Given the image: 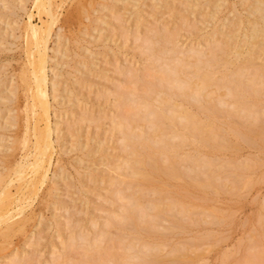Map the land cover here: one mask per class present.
Listing matches in <instances>:
<instances>
[{
  "label": "rangeland",
  "instance_id": "1",
  "mask_svg": "<svg viewBox=\"0 0 264 264\" xmlns=\"http://www.w3.org/2000/svg\"><path fill=\"white\" fill-rule=\"evenodd\" d=\"M10 1L11 0H8V3H5V1L0 0V17L2 16L0 18V34H1L0 35V80H1L0 81V98L2 100H6L5 98H7L6 97L7 92L12 89L11 87L15 88V85L18 86L16 88H19V89H16V90H18L17 92H15V90H14L15 95L13 94V97H14L13 99L16 101H13V103H12V101H10L13 99L9 100L11 103L8 100H6L7 103H5L6 101L1 102L2 100L0 99V102H1L0 107L2 106L1 109L5 108V109H2V112L0 111V122H1L0 127H2V129L0 128V146H3V147H1V151H0V154H1L0 155V168L1 169L3 168L2 171L5 173H7V170L9 169L8 173L11 171L10 174H13V172H12L13 167L15 169L14 165L18 161H20V159L24 158L25 152L27 151V149L30 148L29 146L31 145L32 141L35 139V134L32 132V128L30 127V125L27 126V124H29V122L32 119V118L29 119L30 121L28 122L27 121L28 118H26L27 116H25L26 112L30 114V112L27 111V110H30L29 107H27V105L29 106V104H30V98H29V94H28V91L26 89V86L23 83V82H25V80L23 82H22L23 79L21 80V78H23V75H24L22 73H25L27 71L25 73V74H27V73H29L27 68L30 69V67H29L30 64L28 63V49L26 48L28 45H27V40L25 37V34H27V32H26V29H24L26 26V23H24V22H26L29 19V15L27 16L26 14H30V12L32 14V21L34 24L37 25V27H40L43 24L42 22L46 19H47L46 22L52 21V19H51L52 17L49 15L46 16V14L44 12L38 13V10L33 3L34 0H25V2H24L25 5L22 9H20L21 6H19V5L15 6V5H17L18 0H16L17 3L15 0H12L13 3H12V1L11 2ZM54 1H56L55 10H56L57 16L55 17L56 19L55 18L53 19L54 25H52V28H51L52 33H51V36H50L49 42H48L49 43L48 44V46H49L48 47V54L51 56V58H53V57L54 58H53V60L50 59L49 63H48V66L50 68V70H48V77H49L50 81H51V79L54 80V78H52L53 77L52 74L57 73L58 75L57 74L56 75L59 76L58 77L59 79H57V76H54V77H56L55 78L56 83H58V85H60L59 87L55 86L56 87L55 90H58V92H56V95L58 97H56V100L51 99L52 104H54L51 106V121H52L53 127L56 126V127H54L55 130L53 129V138L56 140V142L54 141L55 142V144H54L55 152H53L54 155L52 157V162L49 165V168L47 171L48 175L44 179L45 181L43 183L38 181L37 186H35L36 195L34 194L35 192L32 191V189H34V186H32V187L29 186L27 188L23 187L25 190L22 188L18 192L14 188H11L12 192H14V191L16 192V193H14L15 195L20 194V192L24 193V195L26 193V195L23 198L24 201L22 200L23 205L25 207H23L22 202H20L21 203L20 205H22V207H23V213L21 212L22 210H20V208L17 207L18 209L17 208L13 209V212H14V210L16 212V213L14 212L15 214L14 213L13 214L16 215L17 213L21 212V216H19L20 214H17L16 217H19L18 219H24V220H28V218H29V220L26 223L24 229L20 228L21 232L17 231V229H16V232H18V233H16L13 230V232L15 234L14 233L11 234L12 230H10L8 232H4L3 234H2V232L0 233V242L4 241V240H6L8 242V244L5 242H1L2 244L5 243L4 245L5 246L7 245V248L2 245L6 249L1 251L3 248L0 245V247H1L0 248L1 249L0 250V264H14V263H12V259H14V257H17L18 261H22L21 264H141V263L143 264L144 258L145 259H153L152 263L153 262L155 263L157 260H159V262L157 261L155 264H160V263L161 264H164V263L165 264L166 263L167 264L168 263L169 264H172V263L173 264H257V263L258 264H264V261H263L264 260V256H263L264 255V208H263V205H264V148H263L264 147V145H263L264 144L263 143L264 134H262V136H263L262 137L259 134L253 135V134H257V133H252V135L254 137L256 136V138L254 140L258 139L257 136H260L259 139L262 138L261 143H263V144H261L259 142V140H256V142L253 140L254 144H256V143L258 144V142H259L260 145H263L261 147L259 144L255 145V146H258L257 148L255 146L252 147L254 144H252L251 140H248V139H245V141L248 140L249 143H248V141H247V143L252 145V146L248 145L246 142H244V143L241 142V140H240L241 136H240V137H238V139L239 138L240 139L239 140L237 139L236 141H238V143L241 142V144L237 143L238 148H239V146H241L240 147L241 149L237 148L238 150L237 151L235 150L236 152H233V150L235 148H232V149L229 148L232 151L229 149L228 150L222 149L223 150L222 151V150L217 148V153L213 154L214 155L213 161L217 160L215 157V155H217V154L218 155L220 154L221 155V156L219 155L220 157L225 156V157L230 158V159H233V158L237 159L238 158L240 160V161L238 160V162H241V160H243V162L244 161H250L249 164L244 162L246 165L245 167H247V168H245L244 165H242L246 169L245 172L243 171L242 166L238 165L237 160L234 161L237 163V166H235V167L238 170H237V172H235L236 174L235 173H233V174H235L236 177H238V178H239V175L241 176V174H242L243 178L245 176L244 180H246V182H245L246 184L245 183L241 184L243 182V179H241V177L239 178V179H241V180H239V185L235 184V183H238L235 175L231 174L232 173L231 171L230 172L228 171L227 173H225L224 171H222V169L217 168L216 163L215 164L211 163V165L209 164V166H212V167L204 165V167L206 166L205 168L207 170L210 169L209 170L210 172H211V170H213L217 173V175L224 172V174L219 175L221 177V179L218 180L219 181L218 183L216 182L217 179H216V181H214V177H217V176L212 177V180H213L212 185H211L212 190L210 189L211 186L207 187V186L203 185V186H205V189H203V186L199 187V184H197L198 186H195V184H193V183L191 184L190 183L191 180H189L190 176L188 177V180L190 182H188V183L186 182V183L188 184V186L192 185L191 188L186 186L187 184H184L185 179H184V181H179V179H180L179 177L177 179L180 182V184L183 183V186L185 185L186 188H189V191L192 190V192L194 194L192 192H191V194H193V195L198 194L199 196L200 195L202 196L203 199L201 200V198H200L201 196L199 197V196L195 195L196 199H197V197H198V199L200 198V200H201V202H200L198 199L197 200L194 199L195 196H193V198L191 197L192 195L189 194L190 192L187 191L188 189L186 191H184L185 189L183 190V186H182V188L180 187V189L183 190V193L186 194V197H187V193L189 195V197H187V198L185 197L186 200L188 199V201L189 200L191 201V199H194V200L200 202V203H197V206H195L196 201L193 200L194 204L192 203L193 201L192 202L189 201L190 204L188 203L187 205L188 206L190 205L188 207L189 209H190V207H192V209L190 211L186 207V204H184L185 202L187 203V201H185L183 197L177 198V199H180V201L183 198V200L185 201L183 204L178 202L179 204L182 205L181 208H183V209L181 211H183L182 213H184V215L180 214L181 218L179 220L178 218L180 217V215H179V217H176L175 212H174L173 214L175 215V218H177V220H179L178 222H177V220H175V218H172L173 220H175V221L171 220L172 223H170L171 222L170 220H168L169 222L162 220L163 223L160 222V223H162V225L160 227L157 226L159 228H156V229H153L152 227H151L152 229H150L149 226L152 225L153 223H154L153 225H155V220L158 219L155 217L159 216V218H160V215H162V214L159 212L161 210H158L156 208L157 211H154L155 208L153 209L152 207L151 208L147 207L148 209H151L148 211L151 215L148 212L145 214L143 213L142 214L143 215L142 220H144L146 218V214L147 215L149 214L150 216H152L153 212H154V215L156 213L157 214L159 213L160 215H156L155 217L153 215L152 217H154L155 220L153 223L150 222V225H149V223L148 224L146 223L147 219L144 220L145 223L143 222V224H145L147 226V228L145 227L146 229L144 228V226H141L142 225L141 224L142 222L140 220L141 217L134 216L135 218L138 217V219L140 220L139 223L141 222L140 223L141 229L139 228L140 230L139 229L137 230V227H135V226L138 225V222H137V224H135V226H132L133 228H135V229H133L130 226L131 223L129 221L132 219H130L129 217H126V216L131 215L133 217L134 214H138L135 212H137L139 210H140L139 212H141L142 207L139 210L136 209V210H133L134 212H131L133 207L130 208V210H131L130 211V210H128L129 208L127 205L129 204V202L131 204L132 200H134V199L137 200L139 197H141V194H140L141 191L139 192V190H138L139 187H137V186L134 187V185H138L140 183L142 184L143 178L141 181H139L140 183H138V184L134 183V184H132L133 186H131L127 182V185H126V183H125L126 178H124L125 176L123 175L125 173L123 171L126 172L127 169L125 167L126 164H124L125 163L124 160L126 159L125 157L131 156V154L130 155L127 154V150H129L130 148L128 146H125L126 142H125V140L123 141V138L121 135L122 131L120 129H118L119 130L118 131L114 125V122L111 120L113 118V116L115 117V116L121 114V112H122V114H129V115L132 114L131 116H133V115L136 116L137 113H136V115L134 114L135 109H133L134 106H132V104L134 102L132 103V101H131V103H132L131 104L129 102L130 100L128 98V103L130 105L128 103H127L128 104L127 105L126 104L127 100L125 99L126 102H125V100H123V98H127L125 96L128 95L129 93L124 92L126 95L123 93L121 96L123 98H121L118 95V93L123 92L122 90L128 91L127 89H129V88L130 89L132 88L131 90H132V92H134L133 94L137 95L138 93H143L142 91L145 90L146 85H149L151 82V81L148 82L149 79H153L152 75L156 74L157 70L159 71L158 67L160 65H163V63L167 64L166 62H171V60H172V59L171 60L169 59L170 61H167L164 58H162V60L160 59L161 63L158 62V64H157V60L150 58V57L154 56V55H152V56L150 55L151 50L149 49L150 50L149 51L148 49H145V47H147L149 44V43H147V39H149V38L151 39V37L156 39V37H153L155 35L154 33H156L157 31H160L161 29L163 30L162 32H165V33L161 32L162 35L164 34V36H161V37H165L166 34H168L169 32H170V34H174V29H175V31L177 30L175 32L177 34V36L174 35V37L176 38L177 41L174 40L173 43L177 44V46L179 47L178 49L181 48V50L188 51L191 46H194L196 49H199V50L201 49V51L206 52V54H208L207 52L212 48V45L215 44L213 42L214 39H217V42H218V40L223 41L222 39L224 37H227L231 33V31L228 32L226 30L228 28H229L228 30L231 29L230 25L232 23L230 21H233V23L235 21H237L235 24L240 26L238 31H241L242 27H244V26L245 27L249 26L250 23L248 24V22H249L248 19L251 20L253 18V17H251L252 14L249 15V13H245V12H248L247 10L244 12V10L246 8L243 10L244 5L247 4L248 2L247 3L243 2V0H227V5L229 7L227 9L229 10L230 7H231V9L229 11L224 10L223 12H221V10L224 8L222 6L220 7L219 5L224 4L225 3L224 1H226V0H223V1L220 0L221 2H224V3H220L219 0H218L219 3L216 0H192L193 3H191L192 2L191 0H168V1L164 0V1H167L166 3L163 0H136L137 2L135 0H113V1L110 0V2L108 0H89V2H91V3L88 5H87V3H89V2H87L88 0H81L83 5L79 4V3H81L80 0L79 1L78 0H54ZM117 1H119V2H117ZM185 1H188V2L185 3ZM209 1H210V6H208ZM215 1H216V5H218L220 7L219 8L217 6L219 9L217 7L215 8V6H216L214 4ZM239 1H240V3H239ZM244 1H246V0H244ZM9 2L12 5H10ZM196 2H198V3H196ZM203 2H205V3L203 4ZM241 2H243L244 5ZM181 3L184 6L181 5ZM189 3H190V5L188 6L187 4H189ZM98 4H100L99 5L100 7L98 6ZM198 4H200V5H198ZM212 4H213V6H212ZM241 4L243 5V7L241 6ZM192 5L193 6L195 5V6L193 7ZM225 5L226 4H224L223 6L226 8L227 5L226 6ZM232 5L234 6L233 8L237 7L236 11L240 12L239 15H241V16L236 17L235 14H232V13H236V12H232ZM12 6L14 8H12ZM84 6L87 8L86 9L87 11L85 10ZM102 6H103V8H102ZM105 6H107V8ZM179 6H180V8H179ZM187 6H188V8L191 6L190 9H187V8L185 9V7H187ZM15 7H17V8H15ZM81 7H83V9H84V14H83V11L81 12V10H80ZM93 9L94 10L96 9L98 12L94 11ZM184 9H185V12L183 11ZM213 9H215V10L218 9V10L215 11ZM25 10H26V12H25ZM89 10H91V11H89ZM93 11H94V13H93ZM100 11H102V12H100ZM214 11H215V13L211 14ZM218 11H219V13H218ZM87 12H89L90 16L92 15L91 19L90 18L88 19V17H90V16H88L89 14ZM228 12L232 18H235V17L236 18L234 20H231V19H229L230 16L227 15L228 19L230 20L229 21L227 18H225L226 17L225 15L228 14ZM81 13H82V17H81ZM85 13H87V17L85 15ZM203 13H205V14H203ZM216 13L218 15H216ZM208 14H210L211 16L210 15L208 16ZM236 14L238 16V13H236ZM179 15H180V17H179ZM234 15H235V17H234ZM139 16L141 17V19ZM201 17H203V18H201ZM213 17H216V18L212 19ZM94 18L98 21V23H96L97 21ZM136 18H138V19H136ZM238 18L240 19L242 25H241V23L239 24ZM243 19H244V21H243ZM93 20H95V22ZM211 20H213L214 22ZM216 20H218V24L215 23ZM14 22L17 23L19 25V27ZM214 23L216 25H218V27ZM225 24H226V26H225ZM16 25H17V27H16ZM23 25H24V27H23ZM236 25H234L235 28H236ZM212 26H214L215 28H218L220 30V32L218 34L214 35L213 32H210V31L216 30V29L214 30V28ZM222 26H224V27L221 29ZM58 28H60V29H58ZM167 29H168V33H166ZM172 30H173V33H172ZM10 31H12V32H10ZM57 31L59 32L58 34H60L59 37L57 36L59 39L56 37V35H58L56 33ZM238 31L235 32V30H234V35L232 36L233 40L230 39L232 42L235 41V39H236L235 35L236 34L238 36L236 41L241 40V35L238 33ZM217 32H218V30H216L215 33H217ZM225 32H227V33H225ZM5 33H6V35H5L6 37L3 35ZM100 33H101V35H100ZM220 33H222V34H220ZM219 34H220V36H219ZM2 35L4 38L2 37ZM9 35H10V37H9ZM14 35H16V37H14ZM222 35H223V38H222ZM90 36H92V37L90 38ZM137 36H139V37L137 38ZM161 37L159 35V37H158L159 41L161 42V40H162V42H164L163 38H161ZM174 37H173V39H175ZM56 38L58 40H56ZM145 38H147V39H145ZM165 40H166V37H165ZM224 40H227V38ZM230 40L228 39V41H230ZM166 41L164 43H161L163 48H164V45H166V43L168 42V41L167 42ZM172 41H170V42H172ZM214 41H216V40H214ZM90 42H92V43H90ZM160 42H159V44H157V46L160 45ZM155 43L156 42H154L153 44H155ZM169 44L166 46L171 47V43H169ZM157 46L155 44L154 47L157 48ZM177 46L172 47V49L177 48ZM159 47H161V45ZM159 47H158V49L161 50V48H159ZM109 48H110V50H109ZM111 49H113L114 51ZM168 49L169 48H167V50ZM111 51H113V52H111ZM158 51H157V53H159ZM165 51H166V49H165ZM165 51H164V53H166ZM162 52L160 51V53H162ZM167 53H168V51H167ZM60 54H61V57H60ZM62 55H65L66 57H63ZM160 55H162V54H160ZM227 56L226 57L231 60V57H233V54L229 52V55H227ZM223 57H225V55H223ZM55 58H56V60H55ZM66 58H68V59H66ZM57 60L58 61L60 60V61L58 62ZM62 60H63V63L61 62ZM259 60H261V59L259 58ZM259 60L256 59L255 60L256 63H255V61L252 63H254L257 66V63L259 62ZM154 61H155V63L152 65V62H154ZM220 61H221V59H220ZM236 62L239 63L238 60H236ZM236 62L233 60V63L230 65L228 62H227L228 64L224 63V65H228V67L230 66L229 67V69L231 68L230 71L228 69H227V71H229V72L232 71V75L234 73L239 74L238 69H239V64L241 62L238 65ZM235 63H236V65H234ZM25 64H27V65H25ZM59 64H60V66H59ZM218 64H219V61H218ZM84 65H86V66L84 67ZM214 65H216L215 62H214ZM249 65L250 64H247L246 66L248 67ZM255 65H253V66L250 65V66L253 69L254 68L256 69L258 66L256 67ZM25 66L26 67L28 66V67L26 68ZM216 66L218 68L220 67V69H223V72H227L224 70L225 66L223 67L221 65L223 68H221L220 64L216 65ZM250 66H249L248 70L251 69ZM155 67H157L158 69L156 70ZM236 67L238 69H236ZM54 68H56V69H54ZM210 68L213 69L215 67L212 68V66H211ZM218 68H217V70H218ZM208 69H209V66H204L203 69L200 71L208 70ZM211 69H209V70H211ZM215 69L213 70L212 73L215 72ZM235 69L238 71H233ZM246 69H244V70H246ZM253 69H251L252 72H253ZM23 70H25V71L23 72ZM52 70H53V72H52ZM83 70H85V71H83ZM244 70H243V72H244ZM259 70H260V68H259ZM259 70L257 69L255 71L257 73L254 72V75H256V76L259 75L258 74ZM187 71H188V69H187ZM261 71L262 70H260V73H261ZM131 72L134 74L136 72L143 73L144 76L148 79V81L146 79H144L145 78L144 76H143L144 80H141L140 78L138 80V78L135 77L134 75H132ZM220 72L221 71L217 72V74H219V76H221L220 74L222 73V72L221 73ZM67 73H70V74H67ZM159 73H160V71H159ZM244 73H246V72H244ZM62 74H63V76H62ZM143 74H141V75H143ZM182 74H184V73H182ZM217 74H216V76H217ZM213 75L215 76V74H213ZM158 76L159 75L156 74V76H154V77H158ZM234 76H236V74ZM237 76H239V75H237ZM261 76H262L261 77V79H262L264 75H261ZM67 77H69V78L67 79ZM158 78H155V80H157L159 83ZM216 79H217V77L214 78L215 81H217ZM257 79L258 78H256V80ZM137 80L139 82L135 83V81H137ZM145 80L147 81V84L145 83ZM262 80H264V79H262ZM262 80H261V83H262ZM74 81H76V82H74ZM157 81H156V83H157ZM215 81L213 82V80H211L210 85L214 84V86L213 85H211L210 87L208 86L210 89L207 88L208 89L207 91H209L207 93H211L210 91H213L211 88L214 87L213 89H215ZM258 81L260 82L259 79L257 80V83H258ZM220 82L222 84V81H220ZM225 82L228 83L227 81H224V83ZM162 83L164 84V82H162ZM216 83H218V82H216ZM232 83H234V81ZM50 84L51 83L49 82V85ZM165 84H166V82H165ZM165 84H164V87L167 86V84L166 85ZM228 84L230 86L234 85V84L231 85V83H228ZM263 84L264 83H262V85ZM49 85H48V87H49L48 91H49V94L51 95L52 94L51 93L52 92L51 91L52 85H50V86ZM218 85L220 86V83H218ZM156 86L158 87V85H156ZM224 86H222V88H224ZM142 87H143V89H142ZM159 87L161 88L160 85H159ZM139 88H141L142 90ZM160 88H159V92L161 91ZM225 88H226V86H225ZM261 88L258 90L259 93H260ZM136 89H138V91H135ZM219 89L220 88H217V90H219ZM221 89L218 91L220 93V95L225 94L224 90L225 91H227V90L222 89V91H221ZM118 91H120V92H118ZM68 92H69V94H68ZM70 92H72V93H70ZM114 92L115 93L117 92V93L114 94ZM159 92H157L156 95H158ZM161 92H162V94L164 93V95L167 94L166 92H163V90ZM215 92H216V89L214 90V93ZM150 93H152V92H150ZM155 93L156 92L154 91V94L152 93V97L150 96L149 99H151V102L153 104L155 103L157 105L156 102H153L154 99H155V101H157L156 98L158 97L157 96L154 98ZM70 94H72V95H70ZM160 94H159V97H160ZM216 94H217V92H216ZM246 94L248 95V93H246ZM177 95H179V94H177ZM211 95H213V94H211ZM211 95L209 96V98L214 97L216 99L219 94L218 95L214 94L213 96H211ZM226 95H229V94H226ZM116 96H119L121 98V100L119 99V97H116ZM128 96H132V95H128ZM221 96H219V97H221ZM255 96H256V94H255ZM259 96H260V98H262V102H263L264 101L263 100V97H264L263 93H262V95L257 94L256 99L257 98L260 99ZM2 97H4V99ZM61 97H63L64 100ZM180 97H182V96L180 95L179 98ZM223 97L225 98L226 96H222V98ZM227 97H228L227 100L229 101V102L228 101L227 102L231 104L233 102V99L232 98L230 99L229 96H227ZM230 97H231V95H230ZM68 98H69V100H67ZM152 98H153V101H152ZM173 98H174V95L172 96L171 99H173ZM214 98L208 99V96H207V98H205L203 100H204V102H206V100L208 99V100H210V102H212V101H214ZM175 99L176 100H173V102L180 101V102H182V104L186 105L188 107V109L193 110V111L195 110L194 111L195 113H196V110L197 109L199 110V108H200V107L197 108V106H196L197 104H195V102H193L192 100H190V101H192L194 103L193 105L196 107H194V106L191 107L192 102H189L187 99H184V100H187L189 102V104L187 101H186L187 102L186 103L184 100H183L184 101L183 102L181 99H179V100H178V98H175ZM120 101L122 102V104H124V102H125L126 105L124 104L122 106V104H121V106L117 107L118 102L120 104ZM258 101H261V99ZM27 102H28V104H27ZM57 102H58L59 106H58ZM216 102L217 101L215 100L214 104ZM207 103L208 102H206V104ZM55 104L57 105V107H56L57 110H56V108H52V107L56 106ZM226 104H220V105L223 106ZM221 106H219V107L217 106L218 107L217 111H219V109L222 108ZM227 106H228V104H227ZM26 107H27V109H26ZM230 107L232 108L233 106H230ZM115 108H117V110ZM135 108L137 109V106ZM191 108H193V109H191ZM223 108H225V106H223ZM226 108H228V107H226ZM14 109H15V111H13ZM24 109H26V111ZM9 110L10 111L12 110L13 112H9ZM140 110L141 109H139V111ZM142 110H141V112H143ZM198 110H197L198 114H196V116L197 117L200 116L199 119H201V118H203L204 114H206V112L203 111L205 113L203 114V112H202V114H200L199 112L201 110L200 111H198ZM117 111H118V113H117ZM217 111L215 109L213 112H217ZM52 112H54V113H52ZM138 113H140V112H138ZM222 113H223V111L221 110V112H219V114H222ZM219 114L213 113L212 116L218 115V116H220V119H221V115H219ZM232 114H234L238 118L241 117L240 113H239L240 117L238 116V113H237V115H236V113H232ZM13 115L14 116L18 115V116L14 117ZM10 116H11V120L13 119L16 122L12 123V121L10 120ZM216 116H214V117H216ZM222 116L225 118L226 113L225 114L223 113ZM232 116L230 115V117L228 119L230 120V118ZM235 116H233L232 118H235ZM251 116L253 119V115H251ZM251 116H249L250 119H251ZM262 116L264 117V115H262ZM208 118H206V116H204L203 119H205V120H203V119L202 120L203 121H208V120L213 121L214 126H215V124L216 125L218 123L220 124L221 120H222V122L224 120V118L221 120H219V118H218L217 123H215L216 120L214 118L213 119L212 118L208 119ZM243 118L244 117H242V120H243ZM91 119H93V120H91ZM139 119L137 118V120L135 122H138ZM140 120H141L140 122L143 121V119H140ZM225 120H227V119H225ZM233 120L235 122L236 118ZM3 122L4 123L6 122V124L3 125ZM229 122L231 123L232 120ZM237 122H238V124H237ZM7 123H8V125H7ZM146 123L147 122L144 121V123L142 124L143 127L142 126L139 127L136 123L135 124H136V126H138V128H140V129L145 128V130H146V127L148 128ZM230 123H228V124H230ZM239 124H240L239 120H237L235 122V124H233V127L235 128V125H237L236 127H238V126L240 127V128L238 127V130L241 129L242 131H244V129L246 127L244 129H242L243 125H241V124L239 125ZM221 125L222 124H220V126ZM262 125H264V122H262ZM227 126H228L227 124H224L225 128ZM5 127L6 128L9 127V128L5 130L4 129ZM28 127H30V128H28ZM233 127H230V128L234 129ZM134 128L137 129V127H135V125H134ZM218 128H220L219 131L220 130L223 131L225 129V128H222V126L221 127L218 126L217 129ZM227 128H229V127H227ZM28 129H30L29 133H28ZM136 129H135V131H136ZM140 129H137V131ZM148 129H150V127ZM229 130H231V129H229ZM54 131H56V133ZM245 131H246V129H245ZM118 132H120V133H118ZM212 132H216V126H215V131L212 130ZM225 132L230 133L229 135H227L228 139H229V137H231L230 136L231 134L234 135L232 130H231L232 133L229 132L228 130L224 131L222 133L225 134ZM218 133H216V135H218ZM238 133L235 135L238 136ZM239 134H241V133H239ZM25 135H27V137H24ZM235 135H234V138L232 139L233 142H236L235 141ZM217 137H215V140L217 139L220 141V139ZM13 138H14V140L17 139L18 142L16 143L13 140ZM24 138L29 139V141H28L29 144H26V145H28V146H26L27 148L25 147L26 149L24 148V145L27 142L24 143V141H25ZM58 138H59V140H58ZM77 138L79 139L80 142L78 141ZM243 138H244V136H243ZM243 138H242V141H244ZM11 139L14 141V143H12V146L15 144V150L13 149L14 146L9 147V148H12V149L8 148L9 150L6 147L7 145H9L11 143V141H10ZM173 139H175V141L177 140V138H173ZM213 139H214V137H213ZM213 139H212V141H213ZM57 140L59 142L58 143L59 145L57 144ZM187 142L190 143V146L188 143H186L185 146L188 144V148L189 149L191 148L192 151H189L187 146H186V148H184V147L182 148L181 146L180 147L182 149H187L188 153H191L193 151L195 153L196 152L199 153V152H201L200 150L203 149L204 152L202 151V153L205 156L206 155L205 152L207 154H210V155H212V153L214 151L216 152V149L213 148L214 147L213 145H212V147H210V145H207L206 146L207 149H205V148H203L204 147L203 144H201V145H203V147L201 145L199 146V144H198V146H194V145H197V144H195L197 141H195L194 144H192L190 139H189V141H187ZM213 142H215V141H213ZM230 142L232 143V141H230ZM64 144H65V146H64ZM235 145L236 144L234 143V147H235ZM22 146L24 149H22ZM69 146H75V148L74 147L69 148ZM82 146H85V148H83ZM208 146L211 148V150L213 148V150H212L213 152L210 151V148L208 149ZM216 146L220 148V147H223L224 145L221 144V146H220V145L216 144ZM4 147H6L5 150L3 149ZM138 147L139 146H137V149H139ZM230 147H232V146H230ZM68 148H69V151L67 150ZM179 148H178V150H179ZM195 148L198 150H193ZM223 148H228V147L224 146ZM61 149H65V150L61 151ZM101 150H102V152H101ZM13 151H15V152H13ZM139 151H141L143 153V151H145V150L142 151V148H141V150L139 149ZM180 151L181 150L178 151L177 155L178 156L180 155V157H181V153L183 154L184 152H182L183 151L182 150L180 153ZM220 151H221V153H219ZM125 154H127V155H125ZM184 154H186V153H184ZM2 155H3V157H2ZM210 155H208V158ZM107 156H109V157H107ZM161 157L164 159V157H165L164 154H163V156L161 155ZM210 159H211V157H210ZM59 160L61 162H59ZM2 161H4V162L2 163ZM183 161L184 160H182V162ZM219 161L221 162V159ZM223 161L226 162V164H227L226 159L222 160V162ZM55 162H57V163H55ZM120 162L122 163L121 166H120V164H121ZM216 162L218 163V161H216ZM224 162H223V164H224ZM230 162H231V160H230ZM55 164H57V165H55ZM112 165H113V167H112ZM197 165H199V164L197 163L196 166ZM213 165H215V167ZM116 166H117V168H119V167L122 168L121 169L122 172L119 170L120 168L119 169L114 168ZM217 166L220 167L219 164ZM182 167H184V166L182 165L181 168ZM186 167H187V165H186ZM207 167H209V168H207ZM226 167H229L231 170V169H233L234 166L232 167V165L228 164V166H226ZM11 168H12V170H11ZM213 168L214 169L217 168V170H214ZM206 169L201 170V171L206 172ZM219 169H220V172H219ZM115 170H117V171L119 170L122 175L119 174V171L117 172ZM217 171L219 172V174ZM28 173H30V171H28ZM54 173H55V175L58 173L57 174L58 176L62 174L60 176L62 179H60L57 175L56 176L58 177V179L55 176H54L55 177L54 178L53 177ZM228 173H230V174H228ZM156 174H158V176ZM213 174H214V172H213ZM225 174L227 177L223 176ZM25 175H26V171H25ZM27 175H29V174H27ZM206 175H209V174H206ZM210 175H212V174H210ZM152 176H153V178L154 177H157V178L156 179H149L150 181H148V182H150V184L152 183L151 180L152 181L156 180V182L157 181L160 182L159 186H158L157 185L158 183H154V181H153V183L156 184L158 188L161 187V184H163L166 181L165 184L162 185V188L158 189V191L162 192V194L165 191V190L162 191V189L165 188L164 186H166L167 183H168L167 187H169L170 185L172 186V182L174 180H176V178H177L176 177L172 180L169 179L170 182L169 181L167 182V179H168L167 177L170 178L172 176H167V174L164 176V174H162V172L161 173H157V172L154 173L153 172ZM185 176H186V174H185ZM204 176H202V173H201V177H204ZM161 177H163L162 178L163 182L160 180ZM182 178H185V177H182ZM164 179H165V181H164ZM234 179H236L235 180L236 182L234 181ZM177 180L175 182H173V184L175 183L174 185H180V184H178L179 182ZM52 181H55V182L53 183ZM213 182L217 183L216 186H215V184L213 185ZM15 183L17 184L16 179H14V181L12 182L11 187L12 186L14 187ZM146 183H147V179H146ZM146 183L145 182L143 183L144 184L143 187L148 186V185H146ZM219 183H220V185L218 186ZM174 185L172 187L175 190V189H177V187L176 186L174 187ZM128 186H131V187H128ZM151 186H152V188H151L152 190L151 189L150 190L152 191V195H153L155 193V192L153 193V187H155V185L154 186L151 185ZM151 186L149 185L148 188ZM193 186H195V187H193ZM214 186L215 187L218 186L219 190H218V188H216L217 191L214 192V190H215ZM233 186H234V189H232ZM37 187H38V190H36ZM136 187H137V189H136ZM143 187H141V188H143ZM157 187H155V190ZM198 187L202 190L199 191L198 193H196L199 190ZM173 188H171V189L173 190ZM193 188H195L197 190L195 191ZM207 188H208V190L210 189L213 192H211V191L208 192ZM52 189H54V190H52ZM144 189H147V188H143V190L141 189L142 193L144 195L148 194L145 192L146 190H144ZM171 189L167 188L166 191L170 192ZM178 189H179V187H178ZM137 190H138V192H137ZM150 190H147V192ZM204 190H206V191H204ZM50 191H51V193H50ZM179 191H181V190H179ZM29 192H30V194H29ZM31 192H33L32 197H31ZM132 192H133L134 196L136 195L137 197L136 198L133 197L134 199L131 197L132 200L129 201L131 199L130 198L131 195L129 193L132 194ZM135 192H137L138 194H135ZM168 192H166V194ZM175 192L177 193V191H174V192L172 191V193H175ZM181 192H178V195ZM172 193H171V195H172ZM183 193H181L178 197L185 195ZM56 194L59 196H57ZM143 194H142V197H143ZM166 194H164V195H166ZM28 195H30V196L28 197ZM48 195L51 198L48 197ZM150 195H151V192H150ZM154 195L156 197L150 196L151 199H153V197H155V199L157 200L156 203L158 204V206L161 207V204H162V207H161L162 210L165 209V211H166V208H168L167 207L168 205H166V202H169L168 204L172 205V207L174 205H176V203L173 205L174 201L172 200L173 197L174 198L177 197L175 195L172 197L170 194L169 195L167 194V197L168 196H171V197L170 198L168 197V199L170 201H167V197H166V199L165 198L162 199V201H165V203L162 201L161 202L159 201L160 200L159 198H161L160 196H162V198H163L164 195H161L160 193L158 194V192L155 193ZM124 196H126V197L128 196V198H129L127 200V198L125 197L126 198L125 200H127V205H126V203H125V205L127 206L128 209H126L125 205L123 204ZM148 196L149 195L144 196V198L148 197ZM157 196H158V198H157ZM25 197H27V200ZM47 198H48V200H47ZM144 198L142 199V200H144V201H142L143 204H145L146 202H147L146 204H148L149 201L152 202L151 199L148 200L149 198L148 199L147 198L144 199ZM139 200H141V199H139ZM46 201H48V202L46 203ZM154 201H153V203H154ZM150 203L148 205H150ZM153 203H151V204H153ZM201 203L203 205H201L202 207L199 209H201V211L202 210L203 211L201 212L199 210L200 211V213H199L196 210H198V208H197L198 204L200 207ZM163 204L166 205V206L164 205L165 206L164 209H163ZM142 205L140 203L139 207ZM193 205H194V207H193ZM179 206L180 205H178V208H179ZM129 207H130V205H129ZM175 207H177V206H174V209H175ZM135 208H137V206ZM145 208L143 207V210ZM178 208H176V209H178ZM195 208H197V209L195 210ZM176 209L173 211H176ZM17 210L19 212H17ZM167 210L170 213L172 212L171 209H169V208ZM122 211L126 214H124ZM165 211H163V212L161 211V212L165 213ZM168 211H166L167 213L165 215L164 214L162 215L165 218L161 216L162 219L168 218L167 217V216H169ZM186 211H189L191 216H188L187 215L188 213ZM144 212H145V210H144ZM185 212L187 213L186 214L187 217H189L188 221L193 219L194 222L192 221V222L188 223V221L186 220L187 218H185V220L182 219V218H184L183 216H186ZM141 213L138 215H141ZM192 213L193 214L195 213L194 214L195 217L194 216L192 217ZM173 214L171 216L174 217ZM121 215H125L124 216L125 218H122L125 220L124 223H122V225H121L122 228L127 223H130V224H127V226H125V227L131 228L132 232H133V230L134 231L137 230V231H140L137 234H139V233L141 234L144 230L148 231L149 229L152 232L151 231L143 232L141 234L142 239L141 238L138 239L137 237H139V236L135 235L136 232L133 236H130L134 232L132 233L130 231V229L129 230L128 229L122 230L120 224H119L120 228L118 227L117 224H113L114 228L107 226L110 219H117L118 220L119 217H122ZM215 215H216V218L218 217L217 219L214 218ZM28 216H31L32 218L28 217ZM26 217H28V218H26ZM134 217H133V219H134ZM152 217L150 219H152ZM190 217H192V219H190ZM126 218H127V220L129 218V220L127 222H126ZM170 218H168V219H170ZM138 219H136V220L134 219L133 220L134 223H136L135 221H138ZM181 219L183 220V222L187 221V223L183 224ZM194 219H196V221ZM120 220H121V218H120ZM120 220H118V221H120ZM259 220H261V221H259ZM157 221H159V220H157ZM175 222H177L178 224ZM134 223L132 225H134ZM157 224L158 223H156V225ZM172 224L175 226L177 225L178 228H177V230L175 228L176 231L174 230V228L169 226ZM110 226H112V225H110ZM164 226L165 227L168 226V227H166L167 230L169 229V227L172 228L171 231H169L170 229L168 230L169 232H167V230L162 231ZM138 227H139V225H138ZM180 227H181V229H183V228L184 229L180 230ZM142 228H144V229L142 230ZM141 230H142V232H141ZM121 231H124L125 233L124 232L121 233ZM129 231L131 232L130 235H129ZM160 231H162V233ZM165 231L167 234L163 233ZM118 232L120 233V235ZM6 235L9 237L12 235V238L11 237L8 238V237H6ZM13 235H16V236L14 237ZM118 235L121 237H119ZM258 236H260V238H259L260 240L258 238H256ZM71 239H72V242H71ZM257 239L259 241L256 242ZM86 241H88V242H86ZM145 241L150 242V244L148 243L147 246H149V247L151 246V248L153 246V250H155V251L151 252L152 254L154 252H155V254H157V248L156 247L159 245L160 242L162 244L165 243L166 246H165V244H164V246H162L163 250L161 249L162 251L158 252L160 254H157V257H159L161 254L164 257V255L167 254V252H168L167 256L169 257L170 256L169 251H170V249H172L171 250L172 252L170 251L171 253H173L171 256L174 257V259H172V260L175 261V259H176V261L171 262L172 261L170 259L171 256L169 257V259L167 261V259L162 260L160 257L156 258V256L154 257L151 253H150V255H148L147 252L152 251V249L151 248L147 249L148 247L146 245L143 246L144 245L143 242L145 243ZM147 242L145 244H147ZM156 243L158 245H156ZM186 243H187V247L188 246L192 247V245H195L191 249L190 248L187 249L188 251L190 249L189 253H187L186 248H185L186 252H184V248H182V247H184V245ZM189 243L191 244V246ZM131 245L134 247H131ZM176 245L178 247V250H177ZM180 245H182V246H180ZM136 246L138 248H136ZM175 247H176L175 251H178V253L183 254V255H179L178 253L176 254V252H174ZM139 248H140L141 253L138 251ZM136 250L138 251L137 252L138 255L134 254ZM54 251H55L56 255L54 254V256H53ZM142 251H143V253H142ZM144 251L145 252L147 251V252L144 253ZM158 251H160V250H158ZM189 254H190V257L188 259H186V257H188L187 255H189ZM191 254H192V256H191ZM133 255H135V257H133ZM177 255H179V256L177 257ZM258 255H259V258H258ZM260 255H262V256L260 257ZM55 256L58 258V259H56V262H55V260H53V258H55ZM150 256H153V258ZM141 257H142V259H141ZM184 257H185V260H182V259H184ZM24 259H25V261H23ZM154 259H155V261H154ZM186 260H191V261H186ZM147 261H149V260H147ZM147 261L145 260L144 262H146L147 264H150L151 260L149 262H147Z\"/></svg>",
  "mask_w": 264,
  "mask_h": 264
},
{
  "label": "bare ground",
  "instance_id": "2",
  "mask_svg": "<svg viewBox=\"0 0 264 264\" xmlns=\"http://www.w3.org/2000/svg\"><path fill=\"white\" fill-rule=\"evenodd\" d=\"M3 1H5V3H8V0H3ZM12 1V0H11ZM10 1V2H11ZM16 1V0H15ZM14 1V2H15ZM79 1V0H78ZM109 2H110V0H108ZM113 1V0H112ZM136 1V0H135ZM164 1V0H163ZM168 1V0H167ZM167 1H164L165 3L167 2ZM192 1V0H191ZM190 1V2H191ZM217 2H218V0H216ZM216 1H215V5H216ZM220 1V0H219ZM221 1H223V0H221ZM220 1V3H224V4H226L227 5V0L226 1H224V2H221ZM10 2H9V4H10ZM24 2H25V0H18V3H17V1H16V3H17V5H15V6H21V8L20 9H22L23 7H24ZM33 2V1H32ZM80 2H81V0H80ZM87 2H89V0L87 1ZM117 2H119V1H117ZM132 2V1H131ZM134 2V1H133ZM137 2V1H136ZM142 2V1H141ZM186 2H188V1H185V3ZM206 2V1H205ZM205 2H203V4L205 3ZM243 2H248L247 4H245L244 5V3ZM243 2H241L243 5H244V8H243V10H244V12L247 10L248 12H245V13H249V15H251L252 14V16L251 17H253L251 20L250 19H248L249 20V22H248V24H249V26L248 27H245L244 25V27H242V29H241V31H238V29H239V25H236L235 23L237 22V21H235L234 23H233V21H230L229 19H231V20H234L236 17H239V16H241V15H239V13L240 12H237L236 11V8H233L234 6L232 5V12H236V13H238V16H237V14L236 13H232V14H235L236 15V17H235V15H234V17L235 18H232L231 17V15H229V12H228V14H226L224 17L225 18H227L228 19V16L227 15H229L230 16V18L228 19L232 24L230 25L228 22V24L230 25V30H228V29H226L228 32L229 31H231V33L227 36V37H224L223 38V35H222V40L223 41H221V40H218V42H217V39H214V40H216V41H214L213 40V42L215 43V44H213L212 45V48L207 52L208 54H206V52H203V51H201V49L199 50V49H196L194 46H191L190 48H189V50L188 51H185V50H181V48L180 49H178L179 47L177 46V44L175 45L173 42H174V40H176V38L174 37V35H176L177 36V34L175 33L176 31H175V29H174V34H170V32L168 33V29H167V31H166V33H168V34H166V40L168 41H166L165 40V37H161V36H164V34L162 35L161 34V32L163 31L162 29L160 30V31H157L156 33H154L155 35L153 36V37H156V39L155 38H152L151 37V39L149 38V39H147V38H145V39H147V43H149L148 44V46L147 47H145V49H150L149 51H150V55L152 56V55H154V56H152V57H150V58H153L154 60H157V64H158V62H160V59L162 60V58H164L165 60H167V61H170L171 59V62H166L167 64H165V63H163V65H158L159 67V71H160V73H159V71L157 70L158 68L157 67H155L156 68V74H158L159 76V78L158 77H154V76H156V74H154V75H152L153 76V79H149V81H148V79L144 76V74L143 73H139V72H136L135 74L134 73H132V75H134L135 77H137L138 78V80H139V78L141 79V80H144V79H146L148 82H150V84L149 85H146V87H145V90L144 91H142L143 93H138L137 95L136 94H133L134 92H132V88L130 89L129 87V89H127L128 91H124V90H122L123 92H120V91H118V92H120V93H118V95L121 97L122 96V94L124 93V92H126V93H129L128 95H132V96H128V95H126L125 93V97H127V98H123V97H121V98H123V100H127V102H126V100H125V102H126V104L128 103V98H129V102L131 103V101H132V106H134V108L133 109H135V112H134V114L136 115V113H137V117L136 116H131L132 114H122V112H121V114H119V115H117V116H113V118L111 119L113 122H114V125H115V127L117 128V130L118 129H120L121 131H122V138H123V141L125 140V146H128L130 149L129 150H127V154H131V156H127V157H125L126 159L124 160V164H126V172L125 171H123L125 174H123L125 177L124 178H126V180H125V183H126V185H127V182H128V184L129 185H131V186H133L132 184H134V183H140L139 181H141L142 180V178H143V183L145 182L146 183V179H147V183H146V185H155V187H157V185L159 186V183L160 182H156V180L154 181V183H158L157 185L156 184H154L153 183V181L151 180V184H150V182H148V181H150L149 179H156L157 177H154L153 178V176H152V173L154 172H157V173H161L162 172V174H164V176L167 174V176H172V177H167L168 179H167V182L169 181L170 182V180L169 179H174V178H176V180L178 179V177L180 178L179 179V181H184V179H185V182H184V184H187L188 182H190L189 180H191V184L193 183V184H195V186H198L197 184H199V187H201V186H203V185H205V186H207V187H210L211 185H212V177H214V176H217V177H214V181H216V179H217V183L219 182L218 180H220L221 179V177L219 176L220 174L222 175V174H224V172L225 173H227L228 171L230 172H232L231 174H233V173H235V172H237V170L238 169H236V167L235 166H237V163H238V165H244V167L246 166L245 165V163H248L249 164V162L250 161H244L243 162V160H241V162H238V158L236 159V158H233V159H230V158H227V157H225V156H223V157H220L218 154L217 155H215V157H216V161H218V163L216 162V161H213L214 159V155L213 154H215V153H217V148L218 149H220V150H222V149H226V150H228L229 148H235L234 150H233V152H236L238 149H241L240 147L241 146H239V148H238V144H241V142H246L247 143V141L248 140H251V142H252V144H254L253 143V140L256 138V136L254 137L253 135H260V136H262V134H264V125H262V122H264V117L262 116V115H264V101L262 102V98H260V96H259V98L261 99V101H258V100H260V99H256V97H257V94H259V95H262V93H263V95H264V84L262 85V83H264L263 81L264 80H262V79H264V76H263V78L261 79V75H264L263 73H264V0H246V1H244L243 0ZM12 3H13V1H12ZM34 5L36 6V8H37V10H38V13L39 12H44L45 14H46V16H51L52 18V21H48V22H46V20H44L41 24V26L40 27H37V25L36 24H34L33 23V21H32V14H31V12H30V14H26L27 16L29 15V19L26 21V22H24V23H26V26H25V28L24 29H26V32H27V34H25V37H26V40H27V49H28V63L30 64V69L29 68H27L26 66V68H27V70L29 71V73H27V74H25V73H22V74H24L23 75V78H21V80H22V82L25 80V82H23L24 84H25V86H26V89H27V91H28V94H29V98H30V104H29V106L27 105V107H29V109L30 110H27L28 112H30V114L29 113H27L26 112V114H25V116H27L26 118H28V122L30 121L29 119H31V121L29 122V124H27V126H29L30 125V127L32 128V132L35 134V139L32 141V143H31V145L29 146L30 148L29 149H27V151L25 152V155H24V158H22V159H20V161H18L14 166H15V169H14V167H13V174H10V172L8 173V171H9V169L7 170V173H5V172H3L2 171V169L0 168V233L2 232V234L4 233V232H8V231H10V230H12V233L11 234H13L14 232H13V230L16 232V229H17V231H20L21 232V230H20V228L21 229H24L25 228V225H26V223L28 222V220H29V218L28 217H31V216H28V217H26V218H28V220H24V219H18L19 217H16V215L17 214H20L19 216H21V212L23 213V207H25L24 205H23V202H22V200L24 201V196L26 195V193H25V195H24V193H21L20 192V194H18V195H15L14 193H16L15 191L14 192H12V190H11V188H14L15 190H17V192L18 191H20V189H22L23 187H25V188H27V187H32V186H34V189H32V191L33 192H35V186H37V184H38V181H40V182H44L45 180V178H46V176L48 175V173H47V171H48V168H49V165L51 164V162H52V157H53V152H55V146H54V144H55V142H56V140L53 138V129H54V127H56V126H54L53 127V124H52V121H51V106L52 105H54V104H52V100H56V97H58L57 95H56V92H58V90H55L56 89V87L55 86H57V87H59L60 85H58V83H56V81H55V78L56 77H54V76H57L58 74L57 73H55V74H52V78H54V80H52L51 79V81L49 80V77H48V70H50V68H49V66H48V63H49V60L51 59V60H53V58H51V56L48 54V42H49V38H50V36H51V28H52V25H54V21H53V19L57 16L56 15V10H55V4H56V1H54V0H34ZM79 3V2H78ZM91 2H89V3H87V5L88 4H90ZM191 3H193V1L191 2ZM196 3H198V2H196ZM212 3V2H211ZM219 3V2H218ZM239 3H240V1H239ZM79 4H81V5H83L82 4V2L81 3H79ZM93 4V3H92ZM160 4V3H159ZM209 4V5H208ZM207 5L208 6H210V1H209V3H208ZM224 4H222V5H219L220 7L222 6L224 9H222L221 10V12H223L224 10H228L227 8H229L228 7V5H227V7L225 8L223 5ZM241 4V6L243 7V5ZM10 5H12V4H10ZM80 5V6H81ZM100 4H98V6H99ZM102 5V4H101ZM111 5V4H110ZM161 5V4H160ZM164 5V4H163ZM181 5H183L182 3H181ZM188 6L190 5V3L189 4H187ZM198 5H200V4H198ZM214 5V6H215ZM225 5V6H226ZM235 5V4H234ZM5 6V5H4ZM14 6V5H13ZM12 6V8H14ZM143 6V5H142ZM184 6V5H183ZM188 6L187 7H185V9L187 8V9H190V7L188 8ZM193 6V5H192ZM195 6V5H194ZM193 6V7H194ZM212 6H213V4H212ZM211 6V7H212ZM218 5H216L215 6V8L217 7ZM218 6V7H219ZM230 6V5H229ZM8 7V6H7ZM85 7V6H84ZM90 7V6H89ZM100 7V6H99ZM106 8H107V6H105ZM217 7V8H218ZM219 7V8H220ZM9 8V7H8ZM15 8H17V7H15ZM91 8V7H90ZM102 8H103V6H102ZM179 8H180V6H179ZM196 8V7H195ZM214 8V7H213ZM218 8V9H219ZM3 9V8H2ZM87 8L85 7V10H86ZM113 9V8H112ZM174 9V8H173ZM183 9V8H182ZM185 9L183 10L184 12H185ZM218 9H213V10H215V11H217ZM230 9H231V7H230ZM229 9V10H230ZM6 10V9H5ZM78 10V9H77ZM80 10H81V12L83 11V14H84V9H83V7H81L80 8ZM94 10V9H93ZM100 10V9H99ZM212 10V11H213ZM228 10V11H229ZM238 10V9H237ZM13 11V10H12ZM11 11V12H12ZM87 11V10H86ZM89 11H91V10H89ZM94 11H96V12H98L96 9L94 10ZM94 11H93V13H94ZM103 11V10H102ZM102 11H100V12H102ZM138 11V10H137ZM197 11V10H196ZM215 11L213 12V13H211V14H214L215 13ZM25 12H26V10H25ZM107 12V11H106ZM136 12V11H135ZM134 12V13H135ZM203 12V11H202ZM242 12V11H241ZM29 13V12H28ZM88 14H89V12H87ZM87 13H85V15H86V17H87ZM91 13V12H90ZM110 13V12H109ZM140 13V12H139ZM194 13V12H193ZM206 13V12H205ZM205 13H203V14H205ZM209 13V12H208ZM218 13H219V11H218ZM2 15V14H1ZM12 15V14H11ZM172 15V14H171ZM210 14H208V16H209ZM216 15H218L217 13H216ZM248 15V14H247ZM88 16H90V14L88 15ZM92 16V15H91ZM91 16L90 17H88V19L90 18L91 19ZM104 16V15H103ZM187 16V15H186ZM202 16V15H201ZM205 16V15H204ZM211 16V15H210ZM215 16V15H214ZM233 16V15H232ZM2 17V16H1ZM0 17V18H1ZM81 17H82V13H81ZM140 17V16H139ZM179 17H180V15H179ZM244 17V16H243ZM247 17V16H246ZM245 17V18H246ZM250 17V18H251ZM184 18V17H183ZM182 18V19H183ZM201 18H203V17H201ZM211 18V17H210ZM209 18V19H210ZM214 18H216V17H213L212 19H214ZM220 18V17H219ZM248 18V17H247ZM56 19V18H55ZM86 19V18H85ZM87 19V20H88ZM95 19V18H94ZM136 19H138V18H136ZM140 19H141V17H140ZM226 19V20H227ZM239 19V18H238ZM237 19V20H238ZM242 19V18H241ZM79 20V19H78ZM96 20V19H95ZM95 20H93L94 22H95ZM185 20V19H184ZM220 20V19H219ZM225 20V19H224ZM223 20V21H224ZM25 21V20H24ZM97 21V20H96ZM209 21V20H208ZM211 21H213V20H211ZM222 21V22H223ZM243 21H244V19H243ZM56 22V21H55ZM100 22V21H99ZM102 22V21H101ZM104 22V21H103ZM214 22V21H213ZM221 22V21H220ZM238 22H239V24L241 23V21H240V19L238 20ZM246 22V23H247ZM15 23V22H14ZM13 23V24H14ZM96 23H98V21L96 22ZM205 23V22H204ZM215 23H217L218 24V20H216V22ZM214 23V24H215ZM15 24H17V23H15ZM95 24V23H94ZM102 24V23H101ZM213 24V25H214ZM236 25V28L234 27V25ZM18 25V24H17ZM17 25H16V27H17ZM216 25V24H215ZM214 25V26H215ZM241 25H242V23H241ZM91 26V25H90ZM214 26H212L213 28H214V30L216 29V30H218V32L217 33H215L216 32V30L215 31H210V32H213L214 33V35H216V34H218L219 32H220V30L218 29V28H215ZM217 27H218V25H216ZM225 26H226V24H225ZM233 26V27H232ZM18 27H19V25H18ZM23 27H24V25H23ZM224 26H222L221 27V29L223 28ZM9 28V27H8ZM15 28V27H14ZM244 28V29H243ZM18 29V28H17ZM58 29H60V28H58ZM94 29V28H93ZM178 29V28H177ZM225 29V28H224ZM95 30V29H94ZM93 30V31H94ZM152 30V29H151ZM154 30V29H153ZM234 30H235V32L236 31H238V33L241 35V40L239 41V40H237L236 41V39H237V34L235 35L236 36V39H235V41H231L230 39H232L233 37V35H234ZM15 31V30H14ZM155 31V30H154ZM180 31V30H179ZM222 31V30H221ZM4 32V31H3ZM2 32V33H3ZM6 32V31H5ZM10 32H12V31H10ZM100 32V31H99ZM153 32V31H152ZM57 34L59 33L58 31L56 32ZM162 33H165V32H162ZM172 33H173V30H172ZM225 33H227V32H225ZM11 34V33H10ZM13 34V33H12ZM209 34V33H208ZM220 34H222V33H220ZM220 34H219V36H220ZM1 35V34H0ZM4 36L6 35V33L5 34H3ZM3 35H2V37H3ZM59 35L60 34H58V35H56V37L58 36L59 37ZM62 35V34H61ZM83 35V34H82ZM100 35H101V33H100ZM99 35V36H100ZM158 35V36H157ZM159 35H160V37L161 38H163V40H164V42L166 41L167 43H166V45H168L169 43H171V47H167L166 45H164V48L166 49V51H165V49L162 47V44L161 43H164V42H162V40H161V42L159 41ZM19 36V35H18ZM63 36V35H62ZM61 36V37H62ZM88 36V35H87ZM149 36V35H148ZM225 36V35H224ZM234 36V37H235ZM6 37V36H5ZM9 37H10V35H9ZM12 37V36H11ZM14 37H16V35H14ZM57 37V38H58ZM92 36H90V38H91ZM139 36H137V38H138ZM173 37L175 38V39H173ZM4 38V37H3ZM56 38V40H58ZM98 38V37H97ZM160 38V39H161ZM178 38V37H177ZM213 38V37H212ZM220 38V37H219ZM227 38V40H224V39H226ZM228 39L230 40V41H228ZM61 40V39H60ZM84 40V39H83ZM100 40V39H99ZM173 40V41H172ZM233 40V39H232ZM96 41V40H95ZM170 41H172V42H170ZM177 41V40H176ZM221 41V42H220ZM242 41V42H241ZM58 42V41H57ZM154 42H156L155 44H156V46H157V44H159V42H160V45H161V47H159L160 45H158L157 46V48L156 47H154L155 46V44H153ZM90 43H92V42H90ZM206 43V42H205ZM211 44V43H210ZM57 45V44H56ZM154 45V46H153ZM170 45V44H169ZM173 45V46H172ZM174 46H177V48H173L172 49V47H174ZM158 47L159 48H161V50H159L158 49ZM211 47V46H210ZM156 48V49H155ZM167 48H169L168 50H167ZM83 49V48H82ZM159 51H158V50ZM163 49V50H162ZM88 50V49H87ZM109 50H110V48H109ZM111 50H113V49H111ZM50 51V50H49ZM85 51V50H84ZM114 51V50H113ZM113 51H111V52H113ZM157 51L159 52V53H157ZM160 51L162 52V53H160ZM164 51L166 52V53H164ZM167 51H168V53H167ZM54 52V51H53ZM57 52V51H56ZM67 52V51H66ZM86 52V51H85ZM109 52V51H108ZM170 52V53H169ZM229 52L230 53H232L233 54V57H231V60L229 59V58H227L228 56L227 55H229ZM55 53V52H54ZM87 53V52H86ZM152 53V54H151ZM172 53V54H171ZM160 54H162V55H160ZM164 54V55H163ZM167 54V55H166ZM172 57H170L169 55ZM79 55V54H78ZM223 55H225V57H223ZM63 57H66L65 55H62ZM115 56V55H114ZM166 58H165V57ZM227 56V57H226ZM232 56V55H231ZM60 57H61V54H60ZM259 58L261 59V60H259ZM60 59V58H59ZM66 59H68V58H66ZM163 59V60H164ZM170 59V60H169ZM220 59H221V61H220ZM256 59H258L259 60V62L257 63V66L260 68V70H262L261 71V73H260V70H259V68L254 64V63H252V62H254ZM55 60H56V58H55ZM151 60V59H150ZM159 60V61H158ZM233 60L236 62V60H238L239 61V63L238 62H236L237 63V65L239 64V69L236 67V69H238L239 70V74H237V73H234L233 75H232V71L231 72H229L230 71V69H229V67H228V65H224V63L225 64H228L229 63V65L230 64H232L233 63ZM58 61V60H57ZM60 61V60H59ZM58 61V62H59ZM152 61V60H151ZM218 61H219V64H220V66L222 65L223 67L225 66V68H224V70L225 71H227V69L229 70V71H227V72H223V69H220V67L218 68L216 65H219L218 64ZM223 61V62H222ZM62 63H63V60L61 61ZM65 62V61H64ZM214 62H215V64L216 65H214ZM223 64H222V63ZM228 62V63H227ZM231 62V63H230ZM51 63V62H50ZM66 63V62H65ZM84 63V62H83ZM82 63V64H83ZM155 63V61L154 62H152V65ZM161 63V62H160ZM159 63V64H160ZM236 63L234 64V65H236ZM255 63H256V61H255ZM56 64V63H55ZM78 64V63H77ZM247 64H250L251 66H253V65H255L257 68L254 70L250 65V67H251V69H253V72H252V70L250 71V70H248L249 69V66L247 67L246 65ZM25 65H27V64H25ZM92 65V64H91ZM59 66H60V64H59ZM86 65H84V67H85ZM157 66V65H156ZM204 66H209V69H211L210 67L212 66V68L213 67H215V68H213V69H211V70H203V71H200V70H202L203 69V67ZM221 66V68H223ZM228 68H227V67ZM202 67V68H201ZM217 68H218V70H217ZM247 68V69H246ZM54 69H56V68H54ZM73 69V68H72ZM71 69V70H72ZM150 69V68H149ZM154 69V68H153ZM187 69H188V71H187ZM215 69V72L214 73H212L213 72V70ZM220 69V70H219ZM233 70V71H238V70ZM244 69H246V70H244ZM259 70V75H254V72L256 71V70ZM128 70V69H127ZM151 70V69H150ZM149 70V71H150ZM243 70H244V72H246V73H244L243 72ZM25 70H23V72H24ZM70 71V70H69ZM74 71V70H73ZM78 71V70H77ZM83 71H85V70H83ZM134 71V70H133ZM136 71V70H135ZM155 71V70H154ZM219 71H221L220 73V75L221 76H219V74H217V72H219ZM250 73H249V72ZM52 72H53V70H52ZM51 72V73H52ZM79 72V71H78ZM91 72V71H90ZM158 72V73H157ZM229 72V73H228ZM182 73H184V74H182ZM255 73H257V72H255ZM57 74V75H56ZM60 74V73H59ZM67 74H70V73H67ZM86 74V73H85ZM89 74V73H88ZM87 74V75H88ZM91 74V73H90ZM127 74V73H126ZM141 74H143V75H141ZM213 74H215V76H216V74H217V81H215L214 80V78H216ZM236 74V76H234ZM150 75V74H149ZM184 75V76H183ZM237 75H239V76H237ZM61 76V75H60ZM62 76H63V74H62ZM67 76V75H66ZM69 76V75H68ZM86 76V75H85ZM142 76V77H141ZM145 78H144V77ZM151 76V77H152ZM219 76V77H218ZM259 76V77H258ZM7 77V76H6ZM21 77V76H20ZM59 76H57V79H59L58 78ZM148 77V76H147ZM150 77V78H151ZM66 78V77H65ZM69 77H67V79H68ZM132 78V77H131ZM144 78V79H143ZM149 78V77H148ZM155 78H158V80H159V83H158V81L157 80H155ZM213 78V79H212ZM256 78H258L259 80H260V82L258 81V83H257V80H256ZM74 79V78H73ZM135 81V83L136 82H139V81ZM145 80V83L147 84V81ZM211 80H213V82L215 81V89H216V92H217V94H216V92L214 93V90L215 89H213L214 87V84H211V85H213L212 87L213 88H211L213 91H210L211 93H207V92H209V91H207L208 89L207 88H209L211 85H210V83H211ZM261 80H262V83H261ZM1 81V80H0ZM13 81V80H12ZM71 81V80H70ZM155 81V82H154ZM156 81H157V83H156ZM220 81H222V84H221V82ZM224 81H227L228 83H231V85L232 84H234V85H232V86H230L228 83H224ZM231 81V82H230ZM234 81V83H232ZM49 82L51 83L50 85H52L51 87V95L49 94V91H48V85H49ZM74 82H76V81H74ZM161 82V83H160ZM162 82H164V84H165V82H166V84H167V86H165L164 87V84L162 83ZM216 82H218V83H220V86L218 85V83H216ZM144 83V82H143ZM17 84V83H16ZM75 84V83H74ZM77 84V83H76ZM162 84V85H161ZM165 84V85H166ZM259 84V85H258ZM261 84V85H260ZM13 85V84H12ZM20 85V84H19ZM49 85V86H50ZM65 85V84H64ZM68 85V84H67ZM93 85V84H92ZM156 85H158V87L156 86ZM159 85L161 86V88L159 87ZM226 86V88H225V86ZM258 85V86H257ZM81 86V85H80ZM145 86V85H144ZM154 86V87H153ZM163 86V87H162ZM209 86V87H208ZM217 86V87H216ZM222 86H224V88H222ZM262 88H261V87ZM16 87H18V86H16L15 85V88L14 87H11L12 89L11 90H9L8 92H7V98H5L6 100H10V99H13L14 97H13V94H14V90H15V92H17L18 90H16V89H19V88H16ZM64 87V86H63ZM134 87V86H133ZM167 87V88H166ZM157 88V89H156ZM159 88H160V90L162 91L163 90V92H166L167 94H165L164 95V93L162 94V92L160 91L159 92ZM217 88H222V89H226L227 91H225L224 90V92H225V94H221L222 96H226L224 99L222 98V96L220 95V93L218 92L219 90H217ZM261 88V90H260V93L258 92V90ZM74 89V88H73ZM139 89H141V88H139ZM142 89H143V87H142ZM141 89V90H142ZM210 89V88H209ZM222 89H221V91H222ZM55 91V92H54ZM134 91V90H133ZM135 91H138V89H136ZM154 91L156 92L155 93V96H154V98L155 97H159V94H160V97L158 98H156V100L157 101H155V99H154V101H153V98H152V101L153 102H156L157 103V105L154 103H152L151 102V99H149L150 98V96L152 97V93L154 94ZM150 92H152V93H150ZM157 92H159V94L158 95H156L157 94ZM262 92V93H261ZM70 93H72V92H70ZM117 93V92H116ZM115 92H114V94H116ZM222 93V92H221ZM246 93H248V95L246 94ZM17 94V93H16ZM68 94H69V92H68ZM75 94V93H74ZM177 94H179V95H177ZM209 94V95H208ZM211 94H215V95H218L217 96V98L215 99L214 97H210L211 99L212 98H214V101H212V102H210V100H208V99H210L209 98V96L211 95ZM226 94H229V95H226ZM255 94H256V96H255ZM15 95V94H14ZM26 95V94H25ZM70 95H72V94H70ZM174 95V98L173 99H171L172 98V96ZM177 95V96H176ZM182 96V97H180L179 98V96ZM208 96V99L206 100V102H208L207 104H206V102H204V100L203 99H205V98H207V96ZM213 95H211V96H213ZM230 95H231V97H230ZM63 96V95H62ZM65 96V95H64ZM119 96H116V97H119ZM124 96V95H123ZM176 96V97H175ZM219 96H221V97H219ZM227 96H229V98L231 99H233V102L230 104V103H228L229 101L227 100ZM234 98H233V97ZM248 96V97H247ZM250 96V97H249ZM119 97V99L121 100V98ZM262 97V96H261ZM3 99H4V97H2ZM61 98H63V97H61ZM175 98H178V100L179 99H181L182 101L184 100V99H187L189 102H195V104H197L196 106H197V108H199V110L198 111H200L199 113L200 114H202V112L203 111H205L206 112V114H204L205 112H203V114H204V116H206V118H214L215 120H216V122L215 123H217V119L219 118V120H221V119H223L224 117L222 116V114L224 113H226V117L224 118V120L225 119H227V120H223V122H222V120H221V122H220V124H222L221 126H222V128H225L224 127V124H227L228 126L227 127H229V128H225L223 131L222 130H220L219 131V129L220 128H218L217 129V127L219 126V127H221L220 126V124L217 126L216 124H215V126H216V132H212V130H214L215 131V126L213 125L214 124V122L213 121H203V120H205V119H203L204 118V116H203V118H201V119H199L200 118V116L199 117H197L196 116V114H198L197 113V110H196V113L193 111V110H190V109H188V107L186 106V105H184V104H182V102H180V101H176V102H173V100H176ZM1 99V98H0ZM52 99V100H51ZM2 100V99H1ZM6 100H2L1 102H3V101H6ZM28 100V99H27ZM63 100H64V98H63ZM62 100V101H63ZM67 100H69V98L67 99ZM187 100H184L185 102L187 101ZM190 100H192V101H190ZM215 100L217 101L215 104H214V102H215ZM263 100H264V97H263ZM10 101H12V103H13V101H16V100H10ZM9 101V102H10ZM78 101V100H77ZM119 101V100H118ZM172 101V102H171ZM183 101V102H184ZM187 101V102H188ZM226 101V102H225ZM228 101V102H227ZM0 102V103H1ZM8 102V103H9ZM60 102V101H59ZM124 102V101H123ZM125 102H124V104H125ZM186 102V103H187ZM189 102H188V104H189ZM192 102V106L191 107H193L194 105V103ZM261 102V103H260ZM5 103H7V101L5 102ZM11 103V102H10ZM185 103V104H186ZM218 103V104H217ZM228 104V106H227V104ZM27 104H28V102H27ZM57 104H58V102H57ZM121 104H122V102L120 101V104H119V102H118V105H117V107L118 106H121ZM124 104H122V106L124 105ZM125 104V105H126ZM129 104V103H128ZM127 104V105H128ZM220 104H226V105H223V106H225V108H223V106H221ZM230 104V105H229ZM1 105V104H0ZM56 105V104H55ZM75 105V104H74ZM130 105V104H129ZM219 106H221L222 108H220L219 109V111H217L218 110V107ZM58 106H59V104H58ZM61 106V105H60ZM78 106V105H77ZM137 106V109L135 108ZM196 106H194V107H196ZM216 106V107H215ZM230 106H233L232 108L230 107ZM2 107V106H1ZM1 107H0V109H1ZM6 107V106H5ZM27 107H26V109H27ZM57 107V105L56 106H54V107H52V108H56ZM126 107V106H125ZM226 107H228V108H226ZM230 108V109H229ZM252 108V109H251ZM2 109H5V108H2ZM2 109L0 110L1 112H2ZM11 109V108H10ZM26 109H24L25 111H26ZM116 110H117V108H115ZM124 109V108H123ZM131 109V108H130ZM139 109H143L142 111L143 112H141V110L139 111ZM191 109H193V108H191ZM216 109V111L217 112H213L214 110ZM251 109V110H250ZM56 110H57V108H56ZM60 110V109H59ZM119 110V109H118ZM122 110V109H121ZM125 110V109H124ZM221 110L223 111V113L222 114H219V112H221ZM4 111V110H3ZM8 111V110H7ZM13 111H15V109L13 110ZM12 110L10 111L9 110V112H13ZM133 111V110H132ZM140 112V113H138V112ZM225 111V112H224ZM8 112V113H9ZM85 112V111H84ZM52 113H54V112H52ZM117 113H118V111H117ZM219 114V115H221V119H220V116H216V115H214V116H216V117H214V116H212V114ZM232 113H236V115H237V113H238V116L240 117V115H241V119L240 118H238L237 116H235L234 114H232ZM239 113H240V115H239ZM29 114V115H28ZM88 114V113H87ZM116 114V113H115ZM9 115V114H8ZM211 115V116H210ZM228 115V116H227ZM230 115L232 116H235V118H236V121L237 120H239V123L241 124V125H243L242 126V129H244L245 127V129H246V131H245V129H244V131H242L241 129H239L238 130V127H236L237 125H235V128L233 127V124H235V122H234V120L233 119H235V118H230V120L228 119L229 117H230ZM251 115H253V119H252V116ZM14 116V115H13ZM18 116V115H17ZM17 116H14V117H17ZM53 116V115H52ZM249 116H251V119H250V117ZM86 117V116H85ZM90 117V116H89ZM223 117V118H222ZM242 117H244L243 118V120H242ZM13 118V117H12ZM88 118V117H87ZM91 118V117H90ZM93 118V117H92ZM137 118L139 119H143V121L142 122H140L141 120L139 119V123L138 122H135L136 120H137ZM208 118V119H209ZM86 119V118H85ZM203 119V120H202ZM10 120H11V116H10ZM9 120V121H10ZM18 120V119H17ZM60 120V119H59ZM91 120H93V119H91ZM214 120V121H215ZM231 121L232 120V124L229 122V121ZM12 121V123L13 122H16L15 120H11ZM85 121V120H84ZM144 121L145 122H147L146 124H147V126H148V128L150 127V129H148L147 127H146V130H145V128L144 129H140V128H138V126L140 127V126H142L143 127V123H144ZM228 121V122H227ZM256 121V122H255ZM112 122V123H113ZM138 125V126H136V124ZM213 122V123H212ZM226 122V123H225ZM234 122V123H233ZM11 123V124H12ZM27 123V122H26ZM141 123V124H140ZM224 123V124H223ZM228 123H230V124H228ZM4 124H6V122L4 123L3 122V125ZM10 124V125H11ZM140 124V125H139ZM145 124V125H146ZM237 124H238V122H237ZM239 124V125H240ZM0 125H1V122H0ZM2 125V126H3ZM7 125H8V123H7ZM113 125V126H114ZM134 125H135V127H137V129H140V130H138L137 131V129L136 128H134ZM213 125V126H212ZM230 125V126H229ZM58 126V125H57ZM74 126V125H73ZM26 127V126H25ZM30 127H28V128H30ZM119 127V128H118ZM145 127V126H144ZM214 127V128H213ZM230 127H233L234 129H232V128H230ZM1 129H2V127H0ZM9 128V127H8ZM8 128H4L5 130L6 129H8ZM75 128V127H74ZM240 128V127H239ZM76 129V128H75ZM134 129V130H133ZM135 129H136V131H135ZM229 129H231L232 130V132L234 133V135L235 134H237L238 132L239 133H241V134H239L238 133V136L237 135H235V141L238 139V137H240L239 139L241 140V142L240 143H238V141H236V142H233V138H234V135L233 134H231L230 136L232 137H229V139H228V136L227 135H229L230 133H228V132H225V134L224 133H222V132H224V131H229V132H231V130H229ZM26 130V129H25ZM29 130L30 129H28V133H29ZM55 130V129H54ZM148 130V131H147ZM150 130V131H149ZM236 132H234V131ZM241 130V131H240ZM27 131V130H26ZM76 131V130H75ZM119 131V130H118ZM251 131V132H250ZM253 131V132H252ZM55 133H56V131H54ZM219 132V133H218ZM231 132V133H232ZM118 133H120V132H118ZM216 133H218V135H216ZM252 133H257V134H253L252 135ZM33 134V135H34ZM80 134V133H79ZM4 135V134H3ZM32 135V136H33ZM12 136V135H11ZM75 136V135H74ZM218 136V137H217ZM243 136H244V138H243ZM260 136H257L258 137V139H256V140H259V142L261 143L262 142V138L261 139H259L260 138ZM9 137V136H8ZM7 137V138H8ZM24 137H27V135H25ZM34 137V136H33ZM58 137V136H57ZM78 137V136H77ZM213 137H214V139H213ZM215 137H217V138H219L220 139V141L219 140H215ZM263 137V136H262ZM12 138V137H11ZM173 138H177V140L175 141V139H173ZM242 138H243V140L244 141H242ZM19 139V138H18ZM28 138H24V143L25 142H27V143H25V145H24V148L26 147V146H28V145H26V144H29L28 143V141H29V139L27 140ZM78 139V138H77ZM189 139H190V141H191V143L192 144H194V142L195 141H197L195 144H197V145H194V146H198V144H199V146L201 145V144H203L204 145V147H203V145H201L203 148H205V149H207V145H210V147H212V145L214 146L213 148H215L216 149V152L214 151H212L213 150V148H212V150H211V148L208 146V149L210 148V151L211 152H213L212 153V155H210V154H207L206 152H205V156L203 155V153H202V151L204 152V150L202 149V150H200L201 152H199V153H195L194 151L193 152H191V153H188V151H187V149H182L183 147L184 148H186V146H187V148H188V144H189V146H190V143H188L187 141H189ZM212 139H213V141H215V142H213L212 141ZM238 139V140H239ZM245 139H248V140H246L245 141ZM264 139V138H263ZM13 140H14V138H13ZM12 139L10 140L11 141V143L9 144V145H7L6 147H7V149L9 148V147H13V149L15 150V144L12 146V143H14V141L17 143L18 142V140L16 139V140H14L13 141ZM23 140V139H22ZM58 140H59V138H58ZM58 140H57V144L59 143L58 142ZM193 140V141H192ZM195 140V141H194ZM232 141V143L230 142V141ZM256 140H254L255 142H256ZM261 140V141H260ZM4 141V140H3ZM13 141V142H12ZM55 141V142H54ZM78 141H79V139H78ZM5 142V141H4ZM9 142V141H8ZM23 142V141H22ZM21 142V143H22ZM80 142V141H79ZM213 142V143H212ZM259 142H258V144H259ZM76 143V142H75ZM186 143H188L186 146H185V144ZM234 143L236 144L235 145V147H234ZM238 143V144H237ZM248 143H249V141H248ZM247 143V144H248ZM263 143H264V140H263ZM263 143H261V144H263ZM183 144V145H182ZM216 144L217 145H220L221 146V144H223L224 146H227L228 148H223V147H217L216 146ZM257 143L256 144H254L253 146L252 145H250V144H248V145H250V146H252V147H254L255 145H258ZM5 145V144H4ZM23 145V144H22ZM59 145V144H58ZM74 145V144H73ZM77 145V144H76ZM88 145V144H87ZM260 145V144H259ZM264 145V144H263ZM263 145H260V147L261 146H263ZM64 146H65V144H64ZM86 146V145H85ZM85 146H82L83 148H85ZM89 146V145H88ZM137 146H139L138 148L141 150V148H142V151L143 150H145V151H143V153L141 152V151H139V149H137ZM182 148H181V147ZM216 146V147H215ZM230 146H232V147H230ZM237 146V147H236ZM1 147H3V146H0V151H1ZM6 147H4L3 149L5 150V148ZM75 148V146H69V148ZM141 147V148H140ZM181 149H180V148ZM256 148L258 147V146H255ZM23 148V146H22V149H24ZM27 148V147H26ZM25 148V149H26ZM63 148V147H62ZM69 148L67 149L68 151H69ZM80 148V147H79ZM178 148H179V150H183L182 152H184V153H186V154H182L181 153V151H180V153H181V157H180V155L178 156L177 155V153H178ZM201 148V147H200ZM238 148V149H237ZM264 148V147H263ZM6 149V150H7ZM9 149H12V148H9ZM8 149V150H9ZM214 149V150H215ZM231 149H229V150H231ZM62 150H65V149H61V151ZM103 150V149H102ZM102 150H101V152H102ZM187 152H186V151ZM188 150L189 151H192V149L190 148H188ZM193 150H198V149H193ZM236 150V151H235ZM60 151V152H61ZM206 151V150H205ZM219 151V150H218ZM223 151V150H222ZM232 151V150H231ZM4 152V151H3ZM13 152H15V151H13ZM104 152V151H103ZM126 152V151H125ZM208 152V151H207ZM219 153H221V151L219 152ZM127 154H125V155H127ZM163 154H164V159L161 157V155L163 156ZM1 155V154H0ZM56 155V154H55ZM138 155V156H137ZM208 155H210L209 156V158H208ZM224 155V154H223ZM104 156V155H103ZM207 156V157H206ZM2 157H3V155H2ZM5 157V156H4ZM23 157V156H22ZM107 157H109V156H107ZM111 157V156H110ZM210 157H211V159H210ZM218 157V158H217ZM221 159V162L219 161L220 159ZM224 158V159H223ZM59 159V158H58ZM57 159V160H58ZM219 159V160H218ZM226 159V161H227V164H226V162H224V164H223V162H222V160H225ZM231 160V162H230V160ZM61 160V159H60ZM59 160V162H61ZM82 160V159H81ZM182 160H184L183 162H182ZM188 160V161H187ZM237 160V163L236 162H234V161H236ZM248 160V159H247ZM229 161V162H228ZM240 161V160H239ZM4 161H2V163H3ZM183 164H182V163ZM189 162V163H188ZM196 162V163H195ZM243 162V163H242ZM55 163H57V162H55ZM121 163V162H120ZM180 163V164H179ZM185 163V164H184ZM199 164V165H197L196 166V164ZM211 163L213 164H219L220 165V167H218L217 165H216V167L217 168H220V169H222V171H224V172H222V173H220L219 174V172H220V169H219V172H218V174L219 175H217V173L215 172V171H213V170H211V172L209 171V170H207L205 167L206 166H209V164L211 165ZM228 164L229 165H232V167H233V169H231L230 170V168L229 167H226V166H228ZM55 165H57V164H55ZM122 165V163L120 164V166ZM184 166V167H182L181 168V166ZM186 165H187V167H186ZM204 165H206L205 167H204ZM226 165V166H225ZM13 166V165H12ZM115 166V165H114ZM214 167H215V165H213ZM224 166V167H223ZM251 166V165H250ZM8 167V166H7ZM112 167H113V165H112ZM119 167V166H118ZM202 169H201V168ZM209 167H212V166H209ZM209 167H207V168H209ZM226 167V168H225ZM243 166H242V169H243V171L245 172V168H247V167H245L244 168ZM114 168H117V166L116 167H114ZM120 168V167H119ZM119 168H117V169H119ZM184 168V169H183ZM200 168V169H199ZM217 168L216 169H214V170H217ZM225 170H224V169ZM28 169V170H27ZM121 169L122 168H120L119 170L121 171ZM206 169V172H204V171H201V170H205ZM212 169V168H211ZM236 169V170H235ZM11 170H12V168H11ZM118 170V171H119ZM125 170V169H124ZM233 170V171H232ZM248 170V169H247ZM25 171H26V175L27 174H29V175H25ZM28 171H30V173H28ZM61 171V170H60ZM115 171H117V170H115ZM117 171V172H118ZM120 171H119V174H121L120 173ZM242 171V172H243ZM122 172V171H121ZM209 172V173H208ZM213 172H214V174H213ZM243 172V173H244ZM201 173H202V176H204V177H201ZM204 173V174H203ZM58 174V173H57ZM56 174V175H57ZM185 174H186V176H185ZM206 174H212V175H206ZM228 174H230V173H228ZM236 174V173H235ZM235 174H233V175H235ZM245 174V173H244ZM243 174V175H244ZM55 175V173H54V175H53V177L55 176L57 179H58V177L60 178V179H62L60 176L62 175H57L56 176ZM91 175V174H90ZM122 175V174H121ZM155 175V174H154ZM157 176H158V174H156ZM178 175V176H177ZM190 176V179L188 180V177ZM220 178H219V177ZM223 176H226V174L225 175H223ZM54 177V178H55ZM66 177V176H65ZM128 177V178H127ZM182 177H185V178H182ZM187 177V178H186ZM227 177V176H226ZM235 177H236V175H235ZM241 177V179H243V182L241 183V184H244L245 182H246V180H244V178H245V176H244V178H243V176H242V174H241V176L239 175V178ZM52 178V177H51ZM122 178V177H121ZM120 178V179H121ZM140 178V179H139ZM162 178L163 177H161V181H162ZM165 178V177H164ZM219 178V179H218ZM238 177H236V179H237V182L238 183H235L236 181V179H234V183L235 184H238L239 185V180H241V179H239ZM14 179H16L17 180V184L15 185L14 184V187L12 186L11 187V184H12V182L14 181ZM119 179V180H120ZM52 180V179H51ZM159 180V181H160ZM176 180H174L173 182H175ZM187 180V181H186ZM37 181V182H36ZM164 181H165V179H164ZM178 181V180H177ZM178 181V182H179ZM39 182V183H40ZM53 183L55 182V181H52ZM163 182V181H162ZM166 182V181H165ZM165 182L163 183V184H165ZM173 182H172V186L175 184H173ZM177 182V183H178ZM187 182V183H186ZM214 183L213 182V185L215 184V186H216V184L217 183ZM57 183V182H56ZM114 183V182H113ZM138 184V185H134V187L135 186H137V187H139L138 188V190H139V192H140V194H141V197H139L137 200L136 199H134V198H136L137 196L135 195L134 196V194H133V192H132V194L131 193H129L131 196H130V198L132 197H134L133 199L134 200H132V198L129 200V201H131L132 200V202H131V204H130V202H129V204L127 205V200L129 199L128 198V196L126 197V196H124V200L127 198V200H123V204L125 205V203H126V205L128 206V208H127V206L125 205V207H126V209H128V210H130V208L131 207H133L132 208V211L131 212H134L133 210H139L141 207V212H139V211H137V212H135V213H138V214H140L141 213V215H138V214H132L133 215V217L134 216H138V217H141L140 218V220H141V224L139 223V219H138V217H134V219L136 220V219H138V221H135L136 223H134V219H133V217L130 215V216H126V217H129L130 219H132V220H129V218H128V220L130 221V223H127V224H130V226L132 227V226H135V224H137V222H138V225H139V227H138V225L137 226H135V227H137V230L140 228V225L141 226H144V228L146 227L147 228V226L145 225V224H143V222L145 223V221L144 220H146L147 219V224L149 223V225H150V222H154V217L156 216V215H160L159 213H161L162 215L164 214H166L167 212L166 211H168L167 209L169 208V209H171V213L169 212L168 213V215L171 217H169V216H167L168 218H170V219H168V218H166V219H164L165 217L164 216H162V215H160V218H159V216H156L155 218H158L157 220H159V221H157V220H155V225H150L149 226V228L150 229H156V228H159L161 225H162V220H164V221H168V220H173L172 218H175V215H176V217H179V215L180 214H183L184 215V213H182L183 211H181L183 208H181L182 207V205L181 204H183L185 201H187V203L185 202L184 204H186V207L188 208L189 206L187 205L188 203L190 204V202H192L194 199H196V196H199L198 194L195 196V195H193L194 193L192 192V190H190L189 191V188H186V186H188V184L185 186H183V183H181L180 184V182L178 183V184H180V185H174V187L176 186L177 187V189H175L174 190V188L170 185H168L169 187H167V184H166V186H164L165 188L164 189H162V191H164L163 192V194H162V192H160V191H158V189L159 188H162V185L163 184H161V187H157L156 188V190H155V187H153V193L155 192V193H157L158 192V194L160 193L161 195H164V194H166V192H168V191H166V189L168 188H173V190L171 189L170 190V192H168L167 194L169 195H171V193H172V191L174 192V191H177V195L175 194V193H172V197L175 195V196H177L176 198H174L173 197V201H174V203H173V205L176 203V205H174V206H177V207H175V209L176 208H178V205H180L179 206V210L178 209H176V211H173V210H175L174 209V206L172 207V205H170V204H168L169 202H166V205H168L167 207L168 208H166V211H165V204H163V209L164 210H162V204H161V207L160 206H158V204L156 203V199H155V193L152 195V186L151 187H149L148 188V186L147 187H143V185L144 184ZM189 183V184H190ZM232 183V182H231ZM36 184V185H35ZM122 184V183H121ZM124 184V183H123ZM170 184V183H169ZM246 184V183H245ZM42 185V184H41ZM40 185V186H41ZM53 185V184H52ZM220 185V183L218 184V186ZM131 186H128V187H131ZM182 186H183V190L184 191H186L187 189V191L188 192H190L189 194L190 195H192L191 197L193 198V196H195L194 197V199H191V201L189 202L188 201V199L186 200V198L187 197H189V195H188V193H187V197H186V194L185 193H183V190L182 189H180V187L182 188ZM192 186V185H191ZM191 186L189 185L188 187H190L191 188ZM195 186H193V187H195ZM205 186H203V189H205ZM214 186V192L215 191H217V189L216 188H218V186L217 187H215ZM54 187V186H53ZM123 187V186H122ZM126 187V186H125ZM137 187H136V189H137ZM141 187H143V188H147V189H144V190H146L145 192L146 193H148V194H146V195H144L143 193H142V190H143V188H141ZM178 187H179V189H178ZM185 187V188H184ZM198 187V191L196 192V193H198L199 191H201L202 189H200ZM47 188V187H46ZM197 188V187H196ZM24 189V188H23ZM133 189V188H132ZM142 189V190H141ZM151 189V190H150ZM195 191L197 190V189H195V188H193ZM211 190H212V186H211V188H210ZM208 190V188H207V190H208V192L209 191H211V190ZM232 189H234V186H233V188ZM25 190V189H24ZM36 190H38V187H37V189ZM52 190H54V189H52ZM51 190V191H52ZM127 190V189H126ZM138 190H137V192H138ZM147 190H150V191H148L147 192ZM161 190V189H160ZM179 190H181V191H179ZM218 190H219V188H218ZM40 191V190H39ZM51 191H50V193H51ZM59 191V190H58ZM117 191V190H116ZM204 191H206V190H204ZM26 192V191H25ZM33 192H31V197H32V193ZM137 192H135V194H138ZM144 192V191H143ZM150 192H151V195H150ZM178 192H181V193H183V194H185V195H182V196H180V197H178L181 193H179V195H178ZM191 192L193 193V194H191ZM211 192H213V191H211ZM49 193V194H50ZM23 194V195H22ZM29 194H30V192H29ZM35 195H36V192L34 193ZM40 194V193H39ZM142 194H143V197H142ZM167 194L166 195H164L163 196V198H162V196H160L161 198H159L160 200V202L162 201V199H166V197H167ZM55 195V194H54ZM57 195V194H56ZM115 195V194H114ZM117 195V194H116ZM127 195V194H126ZM147 195H149L148 197H145V198H149L148 200H150L151 199V197L150 196H155V197H153V199H151L152 200V202L151 201H149L148 202V204L151 202V203H153V201H154V203L153 204H151L150 203V205H148V204H143L142 203V201H144V200H142L143 198H144V196H147ZM30 195H28V197H29ZM57 196H59V195H57ZM120 196V195H119ZM140 196V195H139ZM171 196H168L169 198L171 197ZM201 196V195H200ZM199 196V197H200ZM37 197V196H36ZM48 197H50L49 195H48ZM126 197V198H125ZM168 197H167V201H170L169 199H168ZM181 197H183L184 198V200H183V198H182V200L180 201V199H177V198H181ZM186 197V198H185ZM26 198V200H27V197H25ZM51 198V197H50ZM119 198V197H118ZM144 198V199H145ZM157 198H158V196H157ZM201 198V200L203 199L202 198V196L200 197ZM200 198L198 199V197H197V199L201 202V200H200ZM29 199V198H28ZM57 199V198H56ZM120 199V198H119ZM139 199H141V200H139ZM196 199V200H197ZM47 200H48V198H47ZM171 200V201H172ZM196 200H194V201H196ZM29 201V200H28ZM50 201V200H49ZM141 201V202H140ZM183 201V202H182ZM194 201L192 202L193 204H194ZM20 202H22V205H23V207H22V205H20L21 203ZM48 201H46V203H47ZM162 202H164L165 203V201H162ZM181 203V204H179V203ZM200 202H198V201H196L195 202V206H197V203H200ZM27 203V202H26ZM29 203V202H28ZM58 203V202H57ZM141 203V205L142 206H140L139 207V204ZM178 204V205H177ZM30 205V204H29ZM48 205V204H47ZM129 205H130V207H129ZM165 205V206H164ZM201 205H203L202 203L200 204V207H199V204H198V210H196L197 208H195V210L196 211H198L199 213H200V211H201V209H199V208H201L202 206ZM137 206V208H135ZM20 208V210H22L21 212H19L18 210H17V212H19V213H17L16 215H14L16 212H15V210H14V212H13V209H15V208ZM124 207V206H123ZM143 207L145 208L144 210H145V212H144V210H143ZM147 207H152L153 209L155 208H157L158 210H161L162 212L163 211H165V213H162L161 211L157 214H155L154 215V212H153V215H154V217H152V216H150L151 214L148 212L149 210H151V209H148ZM171 207V208H170ZM193 207H194V205H193ZM17 208V209H18ZM22 208V209H21ZM173 208V209H172ZM186 208V209H187ZM263 208H264V205H263ZM123 209V208H122ZM125 209V208H124ZM125 209V210H126ZM154 209V211H157V209L155 210ZM185 209V208H184ZM191 209H192V207H190V209L188 208V210H190L191 211ZM205 209V208H204ZM124 210V211H125ZM147 210V211H146ZM178 210V211H177ZM200 210V211H199ZM129 211V212H130ZM153 211V210H152ZM203 211V210H202ZM201 211V212H202ZM123 212V211H122ZM126 212V211H125ZM149 213L148 215L146 214V218L144 219V220H142V218H143V213L145 214V213ZM175 212V215L173 214ZM180 212V213H179ZM188 214H187V213ZM185 212V215L187 214L188 216H191L190 215V212L189 211H186ZM14 213V214H13ZM124 213V212H123ZM124 214H126V213H124ZM130 214V213H129ZM174 215V217L173 216H171V215ZM195 214V213H194ZM193 213H192V217L194 216L195 217V215H194ZM23 215V214H22ZM33 215V214H32ZM178 215V216H177ZM187 215L186 216H183L184 218H182V219H184L185 220V218H187L186 220L188 221V219H189V217H187ZM25 216V215H24ZM122 217H119L118 218V220H120V218H121V220L120 221H118L117 219H110L109 220V222H108V225L107 226H109V227H113V224H117L118 225V227L120 228V226L122 225V223H124V219H122V218H125L124 216L125 215H121ZM150 216V217H149ZM164 217L163 219H162V217ZM118 217V216H117ZM116 217V218H117ZM152 217V219H150ZM192 217H190V219H192ZM23 218V217H22ZM32 218V217H31ZM180 218H181V215H180V217L178 218L179 220H180ZM214 218H216V215H215V217ZM218 218V217H217ZM216 218V219H217ZM151 221H150V220ZM161 219V220H160ZM181 219V221H182V223L183 224H185V223H187V221H185V222H183V220ZM117 220V221H116ZM127 220V218H126V222L128 221ZM175 220H177V218H175ZM175 220H173V221H175ZM179 220H177V222L179 221ZM195 221H196V219H194ZM263 220V219H262ZM123 221V222H122ZM132 221V222H131ZM149 221V222H148ZM157 221V222H156ZM193 221V219L192 220H189L188 221V223H190V222H192ZM218 221V220H217ZM259 221H261V220H259ZM121 222V223H120ZM160 222H162V223H160ZM169 222V221H168ZM177 222H175V223H177ZM194 222V221H193ZM134 223V225H132ZM156 223H158L157 225H156ZM170 223H172V221L170 222ZM180 223V222H179ZM119 224H120V226H119ZM127 224L125 225V226H127ZM178 224V223H177ZM110 225H112V226H110ZM173 225V224H172ZM169 225V226H171L172 228H174V230H175V228H176V230H177V225L175 226V225ZM182 225V224H181ZM262 225V224H261ZM106 226V227H107ZM125 226H123V228H122V226H121V228H122V230H125V229H130V231L132 232V229L131 228H126ZM157 226H159V227H157ZM180 226V225H179ZM125 227V228H124ZM152 227V228H151ZM166 227H168V226H166ZM166 227L164 226L163 227V230L162 231H164V230H167L166 229ZM182 227V226H181ZM181 227H180V230H183V229H181ZM114 228V227H113ZM117 228V227H116ZM133 228V227H132ZM144 228H142V230L144 229ZM145 228V229H146ZM172 228H170L169 227V231H171V229ZM19 229V230H18ZM133 229H135V228H133ZM141 229V228H140ZM139 229V230H140ZM148 230V231H151V230ZM121 230V229H120ZM119 230V231H120ZM127 230V231H128ZM134 231L133 230V234H131V232L129 231V235L130 236H133L134 234H135V232H136V234L135 235H138L139 237H137L138 239L139 238H141L142 239V236H141V234L143 233V232H148V231H143L142 232V230H141V234L139 233V234H137L138 232H140V231ZM167 230V232H169ZM175 230V231H176ZM179 230V229H178ZM162 231H160L161 233H162ZM122 232H124V231H121V233ZM152 232V231H151ZM16 233H18V232H16ZM119 233V232H118ZM125 233V232H124ZM128 233V232H127ZM164 234L166 233V231L165 232H163ZM10 234V233H9ZM15 234V233H14ZM167 234V233H166ZM106 235V234H105ZM119 235H120V233H119ZM118 235V236H119ZM261 235V234H260ZM14 237L16 236V235H13ZM117 236V235H116ZM141 236V237H140ZM6 237H8V238H12V235L9 237V236H7L6 235ZM119 237H121V236H119ZM74 238V237H73ZM79 238V237H78ZM256 238H260V236H258V237H256ZM256 240V242L257 241H259V240ZM87 240V239H86ZM135 240V239H134ZM9 241V240H8ZM76 241V240H75ZM255 241V240H254ZM1 242H5V243H7L8 244V242L6 241V240H4V241H1ZM0 242V245H1V247L3 248L1 251H3V250H5L6 248H7V245L5 246L4 244H2ZM71 242H72V239H71ZM80 242V241H79ZM83 242V241H82ZM86 242H88V241H86ZM147 241H145V243H146ZM136 243V242H135ZM144 242H143V246H147L148 245V243L150 244V242L148 241L147 242V244H145ZM161 243V242H160ZM159 243V245L156 243V245H158L156 248H157V254H160V253H158V252H161L163 249V247L162 246H164V244H160ZM184 243V242H183ZM188 243V242H187ZM187 243L184 245V247H182V248H184V252H186L187 251V253H189V251H190V249L193 247V246H195V245H192V247H187ZM191 243V242H190ZM189 243V244H190ZM74 244V243H73ZM154 244V243H153ZM152 244V245H153ZM182 244V243H181ZM192 244V243H191ZM191 244H190V246H191ZM5 246V247H3V246ZM134 245V244H133ZM155 245V246H156ZM142 246V247H143ZM154 246V247H155ZM165 246H166V244H165ZM180 246H182V245H180ZM0 247V248H1ZM131 247H134V246H132L131 245ZM148 248L147 249H149V248H151V246L149 247V246H147ZM160 247V248H159ZM176 247H177V245H176ZM176 247H175V249H174V252H176V254L178 253V251H175L176 250ZM136 248H138L137 246H136ZM185 248H186V251H185ZM188 248H190L189 249V251L187 250ZM152 251H150V252H147L148 253V255H150V253L151 252H153V251H155V250H153V246H152ZM162 249V250H161ZM158 250H160V251H158ZM172 249H170V251H171ZM177 250H178V247H177ZM140 253H141V251H140V248H139V250H138ZM137 250L135 251V255L137 254V252H138ZM169 251V255L171 256L173 253H171ZM145 251H144V253H146ZM142 253H143V251H142ZM186 253V254H187ZM54 254L56 255V253H55V251H54V253H53V256H54ZM152 254V253H151ZM157 254H155V252L152 254L154 257L156 256V258H161L162 260L163 259H167V261H168V259H169V257L167 256L168 255V252H167V254H165L164 255V257H163V255L161 256H159V257H157ZM179 255H183V254H180V253H178ZM135 255H133V257H135ZM138 255V254H137ZM179 255H177V257L179 256ZM142 256V255H141ZM153 256H150V257H152L153 258ZM185 256V255H184ZM188 257H186V259H188L189 257H190V254L189 255H187ZM191 256H192V254H191ZM231 256V255H230ZM262 255H260V257H261ZM264 256V255H263ZM168 257V258H167ZM172 257V258H171ZM170 257V259L172 260V259H174V257L173 256H171ZM227 257V256H226ZM182 258V257H181ZM258 258H259V255H258ZM18 258L17 257H14V259H12V263H14V264H21V262L22 261H18L17 260ZM56 259H58L56 256H55V258H53V260H55V262H56ZM141 259H142V257H141ZM140 259V260H141ZM263 259V258H262ZM147 261V260H151V262H150V264H153L152 263V261H153V259H145L144 258V261ZM182 260H185V257H184V259H182ZM23 261H25V259L23 260ZM143 261V264H145L146 262H144ZM149 261H147V262H149ZM154 261H155V259H154ZM158 262H159V260H157ZM156 261V262H157ZM161 261V260H160ZM170 261V260H169ZM175 261H176V259H175ZM175 261H171V262H175ZM186 261H191V260H186ZM255 261V260H254ZM264 261V260H263ZM155 262V263H156ZM260 262V261H259ZM154 263V264H155ZM262 263V262H261ZM142 264V263H141ZM147 264V263H146ZM161 264V263H160ZM165 264V263H164ZM167 264V263H166ZM169 264V263H168ZM173 264V263H172ZM258 264V263H257Z\"/></svg>",
  "mask_w": 264,
  "mask_h": 264
}]
</instances>
